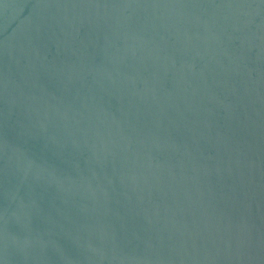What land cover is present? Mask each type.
Returning <instances> with one entry per match:
<instances>
[{
	"label": "water",
	"instance_id": "obj_1",
	"mask_svg": "<svg viewBox=\"0 0 264 264\" xmlns=\"http://www.w3.org/2000/svg\"><path fill=\"white\" fill-rule=\"evenodd\" d=\"M0 264H264V0H0Z\"/></svg>",
	"mask_w": 264,
	"mask_h": 264
}]
</instances>
